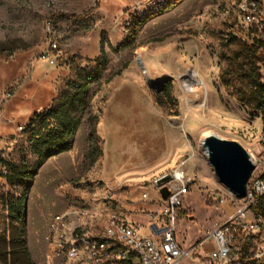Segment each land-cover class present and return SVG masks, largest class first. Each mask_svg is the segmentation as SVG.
<instances>
[{
    "label": "rangeland",
    "instance_id": "rangeland-1",
    "mask_svg": "<svg viewBox=\"0 0 264 264\" xmlns=\"http://www.w3.org/2000/svg\"><path fill=\"white\" fill-rule=\"evenodd\" d=\"M134 1L0 0V148L6 159L36 162L27 150L31 119L58 104L79 68L93 71L102 36L109 41L103 83L90 90L101 156L88 161L86 114L73 148L51 157L30 190L26 238L36 264H64L46 239L57 213H82L80 221L93 230L113 217L151 225L149 215L160 203L156 181L180 167L192 184L180 198L178 239L185 249L196 248L197 261L186 263L202 264L216 245L209 230L241 207L217 177L205 139L235 140L264 156L261 113L221 80L222 42L233 30L226 9L234 0H184L152 17L131 47L116 51L128 38ZM46 52L52 61L42 58ZM19 194L0 177V264H26L5 203Z\"/></svg>",
    "mask_w": 264,
    "mask_h": 264
},
{
    "label": "built area",
    "instance_id": "built-area-1",
    "mask_svg": "<svg viewBox=\"0 0 264 264\" xmlns=\"http://www.w3.org/2000/svg\"><path fill=\"white\" fill-rule=\"evenodd\" d=\"M171 0H135L132 17L161 14ZM142 7L145 9L140 10ZM231 19L232 35L251 44L261 45L264 53V0H234L227 7ZM54 51L57 44L51 42ZM44 60H53L43 54ZM14 91L7 93L11 97ZM0 148V158H4ZM255 165L247 183L244 197L228 192L240 206L228 218L209 230L207 238L214 237L216 245L202 264H264V218L254 213V207L264 198V156L258 158L250 152ZM5 159V158H4ZM7 171L0 162V177ZM164 176L171 195L164 199L160 193L159 209L149 215L148 225L131 223L113 217L101 230L88 228L80 221L82 213H57L50 221L46 236L50 254L61 258L64 264H187L197 261L192 254L196 248L185 249L178 239V211L180 198L190 190L192 180L183 168H176ZM157 182V181H156ZM147 198V194H144ZM224 202V199L222 200ZM144 229L149 231L144 233Z\"/></svg>",
    "mask_w": 264,
    "mask_h": 264
},
{
    "label": "trees",
    "instance_id": "trees-1",
    "mask_svg": "<svg viewBox=\"0 0 264 264\" xmlns=\"http://www.w3.org/2000/svg\"><path fill=\"white\" fill-rule=\"evenodd\" d=\"M184 0H171L165 9L172 10ZM151 13L134 16L128 26V38L118 45L115 50L121 51L131 47L137 39L140 30L154 16ZM157 41H162L158 39ZM109 42L105 35L101 39L100 55L96 59L95 69L90 74H85V69H78V78L68 84L67 92L61 95L58 104L49 108L44 113H39L31 119L27 128L28 152L36 162L31 164L27 157L19 161L0 158L6 166L3 177L6 183L20 189V194L7 196L5 203L10 220L18 225L19 235L14 242L20 243L26 264H36L29 250L27 229V202L31 187L39 169L53 156L70 151L75 143L76 134L85 115H88V161L94 163L101 156L98 134L99 119L89 110L90 90L93 84L99 86L103 83V74L108 65V55L105 44ZM235 46V49H231ZM221 80L227 89H233L237 99L246 106L258 111L264 122V53L261 45L251 44L238 39L231 34L228 42H222ZM226 49H228L226 51ZM121 73V72H118ZM12 90V89H11ZM14 91V90H12ZM254 213L259 218H264V198L254 207Z\"/></svg>",
    "mask_w": 264,
    "mask_h": 264
},
{
    "label": "water",
    "instance_id": "water-1",
    "mask_svg": "<svg viewBox=\"0 0 264 264\" xmlns=\"http://www.w3.org/2000/svg\"><path fill=\"white\" fill-rule=\"evenodd\" d=\"M204 144L209 152V161L221 183L232 193L244 197L247 183L255 169L250 152L240 142L217 135L208 136ZM168 181L169 177L163 176L156 182L164 199L171 195V190L166 186Z\"/></svg>",
    "mask_w": 264,
    "mask_h": 264
},
{
    "label": "bare ground",
    "instance_id": "bare-ground-1",
    "mask_svg": "<svg viewBox=\"0 0 264 264\" xmlns=\"http://www.w3.org/2000/svg\"><path fill=\"white\" fill-rule=\"evenodd\" d=\"M195 76H196V75H194V73H193V74H192V77H195ZM187 80H188V79H187ZM187 80H186V81H187ZM188 81H189V80H188ZM204 146H205V145H204ZM205 147H206V146H205ZM205 153H206L207 156H209V152H208V150H207V147H206V151H205Z\"/></svg>",
    "mask_w": 264,
    "mask_h": 264
}]
</instances>
